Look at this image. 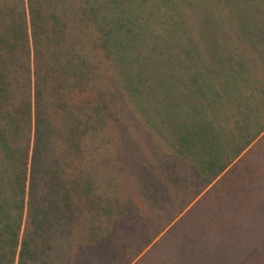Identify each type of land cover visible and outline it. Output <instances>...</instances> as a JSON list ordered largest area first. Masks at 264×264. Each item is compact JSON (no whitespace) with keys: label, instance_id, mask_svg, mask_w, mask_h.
Wrapping results in <instances>:
<instances>
[{"label":"trees","instance_id":"16d2710c","mask_svg":"<svg viewBox=\"0 0 264 264\" xmlns=\"http://www.w3.org/2000/svg\"><path fill=\"white\" fill-rule=\"evenodd\" d=\"M121 1L104 6L98 0H0V264H68L66 254L50 255L52 237L61 235L73 246L70 264H80L88 248L110 251L120 226L136 212L126 190L100 196L93 169L87 174L81 167L107 126L102 57L116 50L120 63L140 60L135 24L117 23V31L112 25L113 5ZM251 118L245 116L244 123ZM191 129L189 143L179 138L178 155L189 165L194 154L189 166L197 170L206 164L202 175L210 186L231 162L223 155L230 144L213 124ZM165 165L153 167L151 179H141L153 186L142 184L144 198L156 201L160 178L164 184L179 182L170 171L176 164L169 171ZM250 168L243 180L227 186L229 196L242 193L235 209L249 188L264 192V162ZM250 208L255 213L233 212V227L223 224L221 212L205 215L159 264H264V236L251 228L259 222L264 231V210Z\"/></svg>","mask_w":264,"mask_h":264},{"label":"rangeland","instance_id":"374dc122","mask_svg":"<svg viewBox=\"0 0 264 264\" xmlns=\"http://www.w3.org/2000/svg\"><path fill=\"white\" fill-rule=\"evenodd\" d=\"M109 1L98 0L104 6ZM113 6L115 31L117 23L135 24L140 60L120 63L116 50L102 57L107 126L81 167L87 174L93 169L100 196L126 190L136 212L120 226L110 251L88 248L80 264H159L205 215L221 212L223 224L233 227L234 211L264 210V199L256 203L264 195L259 189L246 184L252 192L242 209L234 207L242 193L232 197L227 189L264 162V0H124ZM250 114L255 118L244 123ZM235 121L243 126L234 129ZM197 123L213 124L230 144L223 155L231 162L210 186L202 175L206 164L197 166L199 173L189 166L194 154L189 165L178 155L179 138L189 143ZM164 162L166 171L176 164L170 171L179 182L164 184L160 178L156 201L144 198L142 184L147 190L153 186L141 179H151L152 168ZM251 228L264 236L261 223L251 222ZM52 245L51 257L66 254L70 264L71 240L53 236Z\"/></svg>","mask_w":264,"mask_h":264}]
</instances>
